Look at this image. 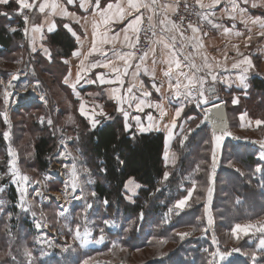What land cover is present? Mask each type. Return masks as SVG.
Here are the masks:
<instances>
[{
	"label": "rangeland",
	"instance_id": "obj_1",
	"mask_svg": "<svg viewBox=\"0 0 264 264\" xmlns=\"http://www.w3.org/2000/svg\"><path fill=\"white\" fill-rule=\"evenodd\" d=\"M10 1L12 4L8 9H5V6L9 4L0 5V11L9 13L8 16H0V27L4 26L8 30L7 33L13 35L14 32L18 31L19 22H25L22 16L16 14L18 6L14 0ZM35 20L34 14L29 22L30 29ZM13 28L16 31H11ZM22 33L21 38L18 39L19 42L16 49L7 53L3 49V46L0 47V135L3 136V145L0 147V188L3 189V191H0V201H2L0 203V218L3 220L4 230L8 231L9 234L16 236L18 233H21L22 239L16 252L24 253V248L27 247L34 253L38 252L42 257L55 256L59 260H61L62 255L80 253L82 254L80 264H83L84 260H89V264H185L183 259H186V256L192 258L193 256L190 255L192 250L194 253L196 251L205 253V256H201L199 264H208V260L211 259L209 253L217 250L219 243L222 242L219 240V234H222L228 242H222L225 244V248L219 246L221 251L240 248L241 252H233L220 264H232L236 259H241L245 264H252L250 253L253 251L250 249V246L253 247V245L256 246L257 260L261 258L259 251L264 250H259V241L260 239H264V234H252L251 232L248 236L240 234V238L237 241L235 237L231 236V231L226 230L227 226H231L227 221H222L219 225L218 233H215V226L213 224L209 226L204 215L199 219V226H209V228L207 227V232L209 233L201 231V227H199V233H196L193 231V227H191L178 231L180 233H192L185 239H181L177 235L178 232H176L172 235L171 239H169L170 237L155 239L153 245L145 249L132 250L128 247H122L120 243L124 229H126L128 235L135 228L141 229L142 224L143 227L146 224L143 222L144 216L142 215V218L141 216L125 218L118 211V204H114L110 209V204L108 203L107 210H105L104 206L100 203L104 199H100L97 194L95 197L90 195L91 191H95L97 177L95 169L80 149V140L81 136L90 130L91 124L89 121L83 122L79 119L80 115L75 111L76 106L72 104L74 97L70 95L66 88H63L59 84V82H63L66 70L65 68L53 66L59 60L53 58L54 51L48 42L49 35L46 37L44 33L41 37V33H37L39 36L35 37L36 51L33 52V43L30 44V40L26 37L24 31ZM41 45H43V48H48L51 51V61L44 54ZM13 74L18 75V79L12 81L14 87L9 89V101L5 104L3 90L8 85V81ZM236 93L239 92H231L220 97L227 100L233 109L232 101L236 97L239 98V103L244 100L242 104L244 106L249 104L247 100L251 97L255 103L252 107L253 110L259 104L258 102L261 101L260 94L252 89L245 95L235 96ZM41 96L46 97L47 104L40 99ZM253 96L257 97L255 101ZM5 112L7 113V118H5ZM108 113L111 120L122 117L114 105ZM263 114L264 111L256 112L254 116L257 118L259 116L263 117ZM202 115L199 114V124L201 123ZM40 117L44 118V123L40 122ZM69 117H71V120H69ZM48 119L53 121L51 126L47 124ZM5 132H9V139L4 138ZM237 133L240 135L242 132L237 131ZM244 134L249 138L254 136L252 133ZM44 135L51 139L54 147L52 154L47 158L49 167L46 170L39 167L35 156L36 143ZM68 137L72 139L69 140ZM61 139H64L67 144L66 152L60 143ZM10 148L16 153L17 167L20 174L27 175L30 178L26 185L11 173L10 161L12 157L9 155ZM67 153L71 155H67ZM58 156L60 157L59 159L57 158ZM72 157L77 158L75 163L80 175V183L75 193L69 190V193L65 195L64 185L70 180L71 165L74 162ZM261 162V172L255 175L258 180H262L264 177V160H261ZM81 165L89 171L85 173ZM44 176L49 177L46 182L44 181ZM86 176L90 177L92 183L85 182ZM194 179L193 176V179L187 177L186 180H192V188L195 187L199 191L196 195V203H208L207 185L201 186L199 189V185H197V181ZM2 181H6V183L2 184ZM35 181H39V183H35ZM11 187L15 188V191H10L14 195V204L9 200L7 195ZM81 188H83V193L80 192ZM223 188V184H220L218 187V190H220L219 196H224L225 190ZM21 189H26L23 202L25 207L31 204L29 211H23L20 207ZM37 193H41L42 195H37ZM127 194L131 196V201H134L137 189L134 195L131 193ZM139 194L140 192L138 196ZM76 195H82L83 198L75 199ZM86 200L93 203L92 209H86ZM126 201L130 200L126 198ZM131 201L130 203H133ZM190 203L186 208L190 207ZM16 208L18 212L15 214ZM170 209H172L171 212L169 211ZM169 210L163 214L164 219L158 217V220L160 222L163 221L166 226L171 223V220L173 221L174 212H179L175 209L174 205L170 206ZM32 212H35L36 215L33 216ZM85 213H87V223L84 222ZM104 219H110L117 226L114 228L107 227L103 223ZM127 219H130V221L128 222ZM248 222L250 221L244 223ZM37 223L41 224L42 227L37 228ZM77 224L80 225L82 234L85 228L92 232V236L90 237L92 242L88 243L85 247H79V241L74 240V229ZM158 225L160 226V224ZM223 225H226V228ZM151 226L147 225V228L142 232L149 235L147 236L148 241L153 238L152 234L156 228L155 226ZM100 228H104L105 238L103 243H96L94 241L99 239ZM69 229H73V231H69ZM207 234L210 235L211 241L205 237ZM214 238L218 241V244L213 243ZM162 240L167 242L160 243ZM241 242H243V245ZM113 243H117L124 250L121 251L120 248L113 249ZM67 245H72L76 250L72 251L69 249L68 252L62 251ZM205 249H208V251L205 252ZM0 253L3 254L0 255V259H6V254L2 251ZM243 253H249V255H244ZM23 256L25 259L27 258L25 255ZM191 258L188 260H191ZM61 264L66 263L62 260Z\"/></svg>",
	"mask_w": 264,
	"mask_h": 264
},
{
	"label": "snow or ice",
	"instance_id": "obj_2",
	"mask_svg": "<svg viewBox=\"0 0 264 264\" xmlns=\"http://www.w3.org/2000/svg\"><path fill=\"white\" fill-rule=\"evenodd\" d=\"M10 0H0V5H7L9 4ZM15 4L18 6L16 9V14L22 16L26 27L24 28V34L27 36L29 33V21L30 16L34 14H41L44 16L46 10H51V15L60 14L62 16H70L71 14L67 12L66 8L62 7L57 2L50 3L49 0H14ZM249 0H243V3L247 4ZM67 4H73L74 0H66ZM221 3V0H208L205 3V0H194V5L189 4L188 0H183V7L185 10L192 9L196 11L198 15H202L200 10L204 9H213L214 7L218 6ZM231 3V12H235L237 8V0H230ZM80 8H83L86 12L89 13L87 17H83L85 24H89L91 26V44L88 52L83 54V59L80 61L79 69L80 71L77 73V79L75 83L71 86L73 89L76 88V85L80 83L84 77L81 75L82 72L88 71L85 68V61H88L89 58L93 55H97L103 59L96 60L90 62L88 68L90 69H97L103 68L107 69L109 73H111V78L106 79L104 73H99L94 79L86 80L87 83L95 84L97 81L101 85L109 84V85H116L112 87L110 91V96L113 98L117 103V111L123 114L124 118V130L132 134L133 125L128 123L129 120V112L125 110L124 105L127 104L128 109H132L134 107L133 102L138 100L136 95L125 96L122 95V89L125 84L124 77H129V73L131 70V79L133 81L141 74V71L145 75H151V79L155 81V71L154 68L150 69L147 67L148 62L150 61L151 65H164L165 69L163 71V76L167 79V90L171 93V98H175L176 100H181L182 102L176 106L173 119L170 122V126L166 125L165 127H169L168 136L169 139H172L174 136V130L177 129V120L181 116L182 112L184 111V107L189 104L195 102L196 107H200L201 105H209L211 102L209 100L208 94L215 93V87L209 86L208 88L205 87L206 84L209 83V79L211 80L212 85H214L218 80V74L214 71V65L209 63V57L207 55L201 54V63L198 65L195 62V57L197 54H200V50L205 47L203 38L208 35L207 32H201V28L197 25H194L190 21L185 24V17L179 14V9L181 6V0H172L171 3L165 2L161 3V0H110L107 2L105 6H101L100 0H92L91 3H88V0H81ZM258 6L256 3H252L251 7L255 8ZM27 10V11H26ZM59 10V13H57ZM243 11H246L244 9ZM169 13L177 15V19L174 20L171 18ZM147 14V15H146ZM213 14L214 13H210ZM8 12L0 11V16H8ZM128 19L127 25L121 29L119 33L114 32L113 29L110 27L111 24L116 22L123 23L125 19ZM207 17H205L206 19ZM229 19L235 20V15H229ZM147 24L146 27L143 25ZM44 23H49L47 17L44 16ZM75 23L80 24L81 21L78 19ZM253 24L257 23L255 20L252 21ZM69 33L79 42L81 37L78 35L69 24L63 25ZM81 27H84V24H81ZM103 27V31L101 30ZM213 28H218V25L213 24ZM235 27V25H233ZM261 31L258 33L259 36L264 37V24L260 25ZM55 30V24L51 23L50 26L47 28L49 33ZM190 30L191 35H186V33ZM11 31H16L15 28L11 29ZM31 31L33 33H43L44 27L43 24L36 25L33 24L31 26ZM110 33H112L110 35ZM121 33L122 35V48H126L127 51H118L116 48L117 43L121 42ZM143 33V38L142 34ZM251 33V29H249V35L246 38L245 47H248L249 44L247 41H251L253 39ZM226 35H232L227 29H225ZM85 37L88 36V30L85 28L83 33ZM234 35L239 37L241 33L236 32ZM33 47L32 51H36L35 47V38L33 37ZM110 47H105L109 46ZM43 48V45H41ZM235 49L236 55L242 57L238 62L233 63L232 67L234 69H241V74L239 75L238 79L240 83L247 88V85L244 83L246 80V73L249 71L250 68L254 67L252 64V60L250 56H246L243 52L239 50V45H233ZM187 49H191L190 51H186ZM43 52L46 57L51 61L52 54L48 48H43ZM111 53V55H109ZM73 55L80 56L81 52L77 51L74 52ZM212 59H215L214 57ZM227 60V55L225 54L224 57ZM64 63H68L67 60L63 61ZM246 65V67H243ZM217 67L219 64L216 65ZM186 69V70H185ZM200 73H205V75H199ZM71 72L69 71V76ZM18 79V75L13 74L8 81V85L3 90V97L4 103L7 104L9 101L10 92L9 89L14 87L12 84L13 80ZM141 87L143 86V81H139ZM136 83H131L126 92L129 94L133 93V89L136 88ZM153 88H155L156 92H160L161 89L164 87L163 84L156 85L153 83ZM142 96H150L151 92H142ZM40 99L47 104L48 101L45 96H41ZM214 99H219L218 96H215ZM232 103L239 104V98L233 99ZM145 102L143 99H139L138 103H135V110L142 111ZM148 107H152L151 104L147 105ZM97 108L100 109L99 115L106 116L107 114L103 111L101 105H96ZM156 108L160 110L161 117L167 115V111L163 108L161 103H157L155 105ZM222 108V103H211L210 107H204L203 112L204 115L201 118V123L207 122L209 120L212 121V137L215 141V148L213 149L212 153V172H211V180L214 184V177H215V170H216V149L220 148L221 142L226 136H230L231 133L228 130L226 118L223 116L219 110ZM213 109L217 110L218 114V121L213 119ZM80 112L82 115L85 114V106L82 103L80 105ZM5 118H7V113H4ZM247 113H243L240 115V120H244ZM149 120H152V117H148ZM40 122L44 123L45 120L43 117H40ZM88 119L91 123V128L94 130L97 127L99 121L94 119L93 117L89 116ZM136 121V125L138 126V131L144 133L148 131L153 126L151 124L148 127H144L140 124L139 116L133 117ZM194 119V118H189ZM71 120V117H69ZM53 121L51 119L47 120V124L51 126ZM256 126H260L264 124V121L257 119L255 120ZM197 128L200 127V124L196 125ZM194 129L189 128L188 134H190ZM4 138L9 139V132L4 133ZM132 138H135V135L132 134ZM68 139H72L68 137ZM188 135L185 134L184 129L180 128V145L183 146V143L187 141ZM61 145H63V150L67 151V144L65 143L64 139L60 141ZM261 149H264V142H260ZM9 155L12 157L10 161V168L11 173L13 176L18 177L19 181L23 182L25 185L29 182L30 178L27 175H21L20 171L17 167V156L16 153L10 148ZM67 155H71L67 153ZM60 158L59 156L57 157ZM168 153H165V161H168ZM76 157H72L74 161L71 165L70 171V180L68 183L64 185V194L67 195L69 190L72 193L77 191V188L80 183V175L77 171V164L75 163ZM260 159L264 160V151L260 153ZM119 160V157H117ZM122 163V161H121ZM83 171L87 173L89 170L84 168L82 165ZM102 171H106V169H102ZM239 171V169H237ZM256 173L261 172V166H257L255 168ZM170 173L165 172L163 174V180L167 181L169 178ZM49 179L48 176H44V181L46 182ZM86 183H92L90 177H85ZM35 183H39V181H35ZM126 192L135 194L136 189L140 187L138 184H134L132 180H129L126 184ZM195 190L193 187L192 190L188 191L187 196L183 199L177 200L174 207L177 210L182 211L186 206H188V201L192 198V192ZM0 191H3L0 188ZM207 196L208 202H211L212 194H213V187L209 186L207 189ZM26 189H21V204L20 207L23 211H29L31 208V204L27 207L24 205V193ZM80 192L83 193V188L80 189ZM37 195H42L41 193H37ZM90 195L92 197L96 196L95 191H91ZM75 199H82V195H76ZM128 199L131 201V196H128ZM199 199V197H197ZM134 202V201H131ZM2 203V201H0ZM105 210H107L108 200L104 199L100 202ZM236 203L239 204V199L236 200ZM86 209H92L93 203L85 201ZM170 212L172 209L169 210ZM43 214V213H42ZM177 214H179L177 212ZM32 215L35 216L36 213L32 212ZM10 216V214H9ZM142 218V214H141ZM84 222L87 223V213H85ZM103 223L109 227L114 228L117 225L115 222L111 221L110 219H104ZM212 224V217L209 215L208 217V225L211 226ZM37 228H41L42 225L37 223ZM131 230V229H127ZM203 232H207V228L200 229ZM69 231H73V229H69ZM193 231H196V228H193ZM100 235L99 239L95 240L96 243H103L104 241V228L99 229ZM261 233L264 234V218H260L255 220L254 222L248 223H236L234 228L231 231V236L235 237L238 241L240 238V234L244 236H248L250 234ZM191 232H178L177 235L180 236L181 239H185L190 236ZM92 236V232L85 228L83 234L81 233V227L79 224L76 225L74 229V240L79 241V247H85L88 243L92 242L90 237ZM167 241H160V243H166ZM39 243V241H37ZM213 243L218 244V241L214 238ZM260 248L259 250H264V239H260L259 241ZM51 246V244H49ZM112 248H120V245L117 243L112 244ZM69 249L75 251L76 249L73 248L72 245H67L64 247L62 251L68 252ZM123 251V248H120ZM208 249H205L207 252ZM233 252H241L240 248H232L228 251H221L219 246L217 250L214 252H210L209 256L211 259L208 260V264H220L226 260L228 256H230ZM28 259L27 264H33L34 256L33 252L25 247L23 253ZM244 255H249V253H243ZM0 255H3L0 253ZM9 260L11 264H15L16 257L12 254L9 250L7 252ZM252 264H256L257 256L256 252L250 253ZM83 264H89V260H84Z\"/></svg>",
	"mask_w": 264,
	"mask_h": 264
},
{
	"label": "trees",
	"instance_id": "obj_3",
	"mask_svg": "<svg viewBox=\"0 0 264 264\" xmlns=\"http://www.w3.org/2000/svg\"><path fill=\"white\" fill-rule=\"evenodd\" d=\"M11 4L10 2L9 5L5 6V9L10 8ZM63 25L64 23L60 22L58 31L49 35L48 42L54 51L53 58L59 60L53 66L65 68L66 70L63 61L72 56L77 48V43ZM25 27V23L19 22L18 31L14 32L13 35H9L4 26L0 27V46H3L7 53L16 49L18 39L21 38ZM59 84L65 88L62 82H59ZM251 86L252 90L261 96V101L258 102L259 104L255 106L254 110L252 107L255 103L251 97L250 101L247 100L248 105H242L243 100L234 109L225 100L230 118V129L242 132V135L240 134L242 137H248L244 133H252L254 134V136H251L253 140H264V125L256 130L249 129L250 131H242L236 127L238 118L242 113L246 112L251 117L257 118L254 116L256 112L264 111V79L253 77ZM215 96L212 97L211 103L222 101L223 97L214 99ZM253 97L255 101L257 97ZM191 111L194 112V109L192 107L188 108L185 117L191 115ZM258 118L264 120V114L263 117L259 116ZM79 119L87 122L81 116H79ZM89 129L81 136L80 149L95 169L97 177L95 192L97 196L100 199H107L110 209L114 204H118V211L125 218L138 217L142 214L144 216L143 222L146 223L144 227L142 224L141 229L131 230L129 235L124 229L120 243L122 247L141 250L152 246L155 239L169 237L171 239L173 234L182 229L195 227L198 228L195 232L199 233V227L209 228L205 225L199 226L200 217L204 215L208 223L210 213L207 203H196V195L199 193L197 188L190 207L182 211L178 210L179 214L174 212L173 221L171 220L169 225L166 226L163 221L158 220V217L164 219L163 214L169 210V207L186 196L188 190L192 188V180H186L188 176L191 179L194 176L199 189L201 186L207 185L206 189L211 186L213 137L212 128L209 124L204 123L199 128H191L194 131L190 134L187 133L188 139L183 143V146L180 145V138H178L174 147L180 154L181 159L180 164L173 168L166 167L164 163L165 136L163 133L138 134L132 131V134L135 135L133 139L132 134L124 130L123 117L103 122L94 130ZM2 145L3 136L0 135V147ZM51 145V139L44 135L40 137L35 146L36 163L43 170L49 167L47 158L54 150L53 145ZM117 157H119V160H117ZM258 165L262 166V162L259 158V149L255 145L233 139H227L223 142L220 165L215 172L216 179L212 186V215L214 217L215 233H218L222 221H227L231 226H227V228L226 225L223 226L227 231H232L236 223L264 218V177L262 180H258L257 176L255 177V168ZM102 169H106V171H102ZM166 171L170 175L168 180L164 181L163 174ZM193 172L195 175H192ZM131 179L141 185L140 194L134 198L133 203L126 201L128 194L125 186ZM5 183L6 181H2V184ZM220 184L224 186V196H219L220 190H218V187ZM183 187L185 188L184 191L182 190ZM10 191H15V188L11 187L7 192L9 200L14 204V195ZM237 199L240 201L239 204L236 203ZM220 201L222 202L220 203ZM17 212L16 208L15 214ZM127 220L130 221V219ZM147 225L156 227L150 241L147 237L149 235L142 233ZM209 236V234L205 235L211 241ZM223 236L219 234V240L227 243L228 240L224 239ZM21 239V233L15 236L5 231L3 220L0 218V252L6 254V259H0V264H11L7 255L9 250L16 257L15 264H27L28 258H24L23 252H16ZM222 242L219 243V246L225 248V244ZM241 244L243 245V242ZM255 248V245L250 246L253 252H256ZM190 255L193 257L186 256V259H183L185 264H199L201 256H205V253L197 251L194 253L191 250ZM259 255L261 258L257 260L256 264H264V251H259ZM33 256V264H61L62 260L66 264H80L82 260V254L80 253L62 255L61 260L55 256L42 257L38 252H33ZM190 258L191 260H188ZM232 264H245V262L236 259Z\"/></svg>",
	"mask_w": 264,
	"mask_h": 264
},
{
	"label": "crops",
	"instance_id": "obj_4",
	"mask_svg": "<svg viewBox=\"0 0 264 264\" xmlns=\"http://www.w3.org/2000/svg\"><path fill=\"white\" fill-rule=\"evenodd\" d=\"M11 2V1H10ZM9 2V3H10ZM50 3L57 2L62 7L66 8L67 12L70 13V16H62L60 14L51 15V10H46V13L44 16L47 17V20L49 23H44V16L41 14H35V23L36 25L43 24L44 31L40 36L44 35L47 37L48 35H52L59 29L60 22H63L65 24H69L72 29L80 35L81 39L78 42L70 33V35L75 39L77 43V48L74 52H81L80 56H75L72 54V56L68 59H65L68 61V63H65L66 72L63 76V82L62 84L65 86V88L69 91L70 95L74 97V102H72L73 105L76 106L77 113L84 118L86 121L90 120L88 119L89 116L93 117L99 123L97 124V127L101 125V123L106 121H111L110 115L108 111L110 108L114 105L117 107L116 101L111 98L110 96V89L112 87H115L116 85H109L104 84L101 85L99 81L97 83H87L86 80L94 79L97 74L104 73L105 78H111V73L107 69L103 68H97V69H90L88 68V65L92 61L101 60L103 58L93 55L89 58L88 61H85V68L88 69L86 72H82L81 75L84 77L76 85V88H72V84L75 83L77 79V73L80 71L79 64L80 61L83 59V54H86L90 48L91 44V26L89 24H85L83 17H87L89 15L88 12H86L83 8H80L81 0H74L73 4H67L66 0H49ZM92 0H88V3H91ZM101 6H105L107 2H110V0H100ZM171 3L172 0H161V3ZM183 2V0H181ZM188 2L194 3V0H188ZM208 0H205V3H207ZM252 3H256L258 5H264V0H249L247 4L243 3V0H237V8L235 12H231V3L230 0H221V3L214 7L213 9H204L202 10L201 15V32H207L208 35L203 38V42L205 47L200 50V54H197L195 57V62L199 65L201 61V54L207 55L209 57V63L214 65V71L218 74V80L217 82L212 85L210 78L209 83L205 85V87L214 86L215 87V94L214 96L220 97L221 95H226L231 92H239L236 93L237 95H245L247 92L252 89L251 86V80L253 77H257L260 79H264V37H261L258 35V33L261 31L260 25L264 24V6H258V7H251ZM246 9V11H243ZM57 13H59V10H57ZM210 13H214L210 14ZM235 15L236 19L232 20L229 19V15ZM171 16L172 13H169ZM205 17H207L205 19ZM80 20L81 23L77 24L75 23L76 20ZM128 19H131V17L125 19L123 23L116 22L114 24H111L110 27L113 29L114 32L119 33L121 29H123L127 23ZM255 20L257 23L253 24L252 21ZM51 23L55 24V30L51 33L47 31V28L50 26ZM81 24H84V27H81ZM218 25V28H213L212 25ZM235 25V27H233ZM85 28L88 30V36L85 37L83 35ZM225 29H227L229 32L232 33V35H226ZM249 29H251V35L253 39L251 41H247L249 44L248 47H245L246 38L249 35ZM67 30V29H66ZM103 31V27L101 29ZM68 31V30H67ZM236 32L241 33L239 37L234 35ZM37 33H33L31 29H29V33L26 37L29 38L30 44L33 41V37L37 38L39 36ZM112 33H110L111 35ZM122 33H121V42L117 43L116 48L118 51H127L126 48H122ZM36 42V39H35ZM233 45H239V50L243 52L246 56H250L252 60V64L254 67L250 68L249 71L245 74L246 80L244 83L247 85V88H245L239 81L238 77L241 74V69H234L232 67L233 63L238 62L242 57H239L236 55L235 49L233 48ZM1 47V46H0ZM110 47L109 46H105ZM73 52V53H74ZM225 54L227 55V60L224 59ZM111 55V53H109ZM215 59H212V58ZM219 64L217 67L216 65ZM147 67L150 69L154 68L156 79L153 81L151 79V75H145L143 71H141V74L136 78L135 81L131 79V70L129 73V77H124L125 84L122 89V95L130 96V95H136L138 97V100L133 102L134 107L132 109L127 108V104L124 105L125 110L129 112V120L128 123L133 125L132 131L138 133V134H150V133H163L165 136V150H164V157L165 153H168V161H165L164 163L166 167H177L180 164V154L176 151L174 144L178 141V138H180V128L182 127L184 129L185 134L188 133V129L196 127L197 124H199V114H203V108L209 107V105H201L200 107H196L195 102L189 103L184 107V111L182 112L181 116L177 120V129L174 130V136L172 139H169L168 131L169 127H165L166 125L170 126V122L173 119L174 111L176 106L179 105V103L182 102L183 98L181 100H176L175 98H171V93L167 90V79L163 76V71L165 69L164 65H157L153 66L151 65L150 61L147 64ZM246 67V65L242 66ZM186 70V69H185ZM69 71L71 72V75L69 76ZM199 75H205V73H200ZM139 81H143V86L139 84ZM131 83H136V88L133 89V93L129 94L126 92L127 87ZM153 83L156 85L163 84L164 87L161 89L160 92H156L155 88H153ZM151 92L150 96H142V92ZM209 100L212 102V97L210 94ZM237 98V97H236ZM139 99H143L145 102V105L143 106L142 111H136L135 110V103H138ZM223 102L226 103L225 99H222ZM84 104L85 106V114L82 115L80 112V105ZM157 103H161L163 108L167 111V115L161 117L160 110L155 107ZM151 104L152 107H148L147 105ZM240 104V103H239ZM239 104H233V107L239 106ZM96 105H101L103 108V111L107 114L106 116L99 115L100 109L96 107ZM227 106V104H226ZM193 108L194 112L191 111V115L188 117H185V112L188 108ZM246 113V112H244ZM243 114V113H242ZM120 115L123 117V114L120 113ZM202 115V116H203ZM139 116L140 118V124L144 127H148L149 124H151L153 127L150 128L148 131L141 133L138 131V126L136 125V121L133 119V117ZM149 116L152 117V120H149ZM201 116V118H202ZM194 119H189V118ZM259 118H253L248 113L245 117V119L242 121L240 120V116L238 118L236 127L239 128L242 131L245 130H256L259 127L263 126L264 124L260 125L259 127L256 126L255 120ZM124 120V118H123ZM262 120V119H260ZM264 121V120H262ZM125 122V121H124ZM206 123V122H204ZM204 123H200V126ZM91 124V123H90ZM236 131V130H235ZM230 129V136H226L225 139L222 140L220 148L216 149V170L217 171L219 165H220V159H221V152H222V146L223 142L227 139H233L239 142H248L259 149V158L261 151H264V149H261L260 142H264V140H253L249 137H242L240 136L237 131ZM192 133V132H191ZM186 142V141H185ZM184 142V143H185ZM215 148V141L213 140V149ZM213 153V150H212ZM263 161V160H262ZM211 165H212V156H211ZM216 175V173H215ZM190 177V176H188ZM216 176L214 177L215 182ZM134 184L136 183L133 179H131ZM139 185V184H138ZM137 188V195L141 190V185ZM211 186H213L212 180H211ZM193 188L189 189L188 191L192 190ZM182 190L184 191L185 188L183 187ZM194 192H192V198L188 201H192L194 197ZM188 194V192H187ZM129 196V194H128ZM127 196V198H128ZM135 196V197H136ZM187 196V195H186ZM134 197V198H135ZM185 197V196H184ZM183 197V198H184ZM181 198V199H183ZM212 198L211 202L207 203V207L209 209V215L212 217V224L214 225V217L212 215ZM187 207V206H186ZM186 207L183 209L185 210Z\"/></svg>",
	"mask_w": 264,
	"mask_h": 264
},
{
	"label": "built area",
	"instance_id": "obj_5",
	"mask_svg": "<svg viewBox=\"0 0 264 264\" xmlns=\"http://www.w3.org/2000/svg\"><path fill=\"white\" fill-rule=\"evenodd\" d=\"M188 3L194 5V3H192V2H188ZM200 11L202 12V10H200ZM179 14L183 15L185 17V21H184L185 24L190 21L194 25H197V26H199L201 28V26H202L201 15H198L197 12L193 11L192 9H189V10L186 11L185 8L183 7V2H181V6H180V9H179ZM31 18H32V15L30 16V21H31ZM171 18L176 20L177 19V15L172 14ZM146 26H147V24L145 22L143 27H146ZM27 27H29V29H30V25H28ZM141 35H142V38H143V33ZM186 35H191L190 30L186 33ZM190 50L191 49H187L186 51H190ZM206 88H208V87H206Z\"/></svg>",
	"mask_w": 264,
	"mask_h": 264
},
{
	"label": "water",
	"instance_id": "obj_6",
	"mask_svg": "<svg viewBox=\"0 0 264 264\" xmlns=\"http://www.w3.org/2000/svg\"><path fill=\"white\" fill-rule=\"evenodd\" d=\"M214 94H210V95L214 96ZM217 103H222V108L219 110V112L222 113L223 116L226 118L228 130H230V118H229V114H228V109H227L226 103L223 102V101H220V102H217ZM213 119H216L217 122H219L218 121V114H217V110L216 109H213ZM206 123L209 124L211 126V128H212L213 125H212V121L211 120L207 121Z\"/></svg>",
	"mask_w": 264,
	"mask_h": 264
},
{
	"label": "bare ground",
	"instance_id": "obj_7",
	"mask_svg": "<svg viewBox=\"0 0 264 264\" xmlns=\"http://www.w3.org/2000/svg\"><path fill=\"white\" fill-rule=\"evenodd\" d=\"M28 93V92H27Z\"/></svg>",
	"mask_w": 264,
	"mask_h": 264
}]
</instances>
